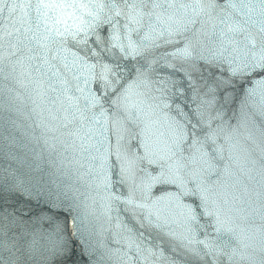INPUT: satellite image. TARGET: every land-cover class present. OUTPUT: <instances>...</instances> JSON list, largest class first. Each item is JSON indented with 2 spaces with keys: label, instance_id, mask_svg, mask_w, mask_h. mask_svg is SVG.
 Instances as JSON below:
<instances>
[{
  "label": "water",
  "instance_id": "water-1",
  "mask_svg": "<svg viewBox=\"0 0 264 264\" xmlns=\"http://www.w3.org/2000/svg\"><path fill=\"white\" fill-rule=\"evenodd\" d=\"M0 264H264V0H0Z\"/></svg>",
  "mask_w": 264,
  "mask_h": 264
}]
</instances>
